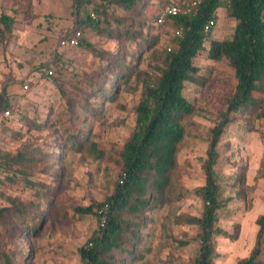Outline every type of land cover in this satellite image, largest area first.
I'll return each instance as SVG.
<instances>
[{
    "label": "rangeland",
    "instance_id": "374dc122",
    "mask_svg": "<svg viewBox=\"0 0 264 264\" xmlns=\"http://www.w3.org/2000/svg\"><path fill=\"white\" fill-rule=\"evenodd\" d=\"M191 1L142 0L143 9L134 13L110 8L111 16L125 19V26L137 33L131 40L127 35L112 38L100 32L105 26L102 18L96 21L99 27L88 26V14L97 15L91 6L78 12L72 0H0V19L9 15L16 20L11 33L0 22V105L8 103L11 111L9 117L0 111V206H10L9 197L18 198L38 225L28 229L29 222L13 214L0 221V264L3 251L15 264H24V256L27 264H83L78 250L99 228V221L94 215H79L77 208L114 192L120 151L135 129L143 83L156 75L180 36L172 21L162 25L153 16L166 3ZM107 21L112 29H121L118 20ZM235 24L220 9L206 48L211 40L230 39ZM78 29L84 34L81 43L61 49V38ZM99 52L118 53L136 65L131 81H120L115 101H101L100 93L92 91L93 85L102 92L112 82ZM195 64L206 85H186L185 97L194 111L184 120L186 137L178 169L163 202L144 213L142 220L132 219L141 222V239L123 264H195L201 229L180 219L203 212L196 191L205 183L203 163L210 131L220 122L237 86L228 60L212 61L205 51ZM90 127L89 142L104 151L102 159L87 147L77 151L70 146L72 134ZM218 151L215 170L226 205L218 212L217 227L232 237H214L218 254L214 264H237L252 252L256 220L264 213L260 112L234 115Z\"/></svg>",
    "mask_w": 264,
    "mask_h": 264
},
{
    "label": "trees",
    "instance_id": "16d2710c",
    "mask_svg": "<svg viewBox=\"0 0 264 264\" xmlns=\"http://www.w3.org/2000/svg\"><path fill=\"white\" fill-rule=\"evenodd\" d=\"M72 1L78 12L84 6L92 7L97 16L88 14V26L99 27L96 21L102 18L105 26L100 32L112 38L123 34L131 40L135 39L137 33L125 26V19L111 16L109 9L115 7L134 13L138 8L143 9L142 0ZM172 3L185 4L171 2L163 7ZM162 8L153 16L155 20H158ZM220 9H225L227 17L236 21L234 34L230 39L211 40L209 48H206L205 41L209 35L205 33V27L212 20L217 25ZM109 17L119 21L120 30L110 27L107 21ZM169 21L179 29L180 36L175 49L169 50L156 68V75L143 83L142 97L135 108V129L120 151L121 170L114 192L100 202L77 208L79 215H94L99 221V228L78 250L83 264H123L127 256L135 253L141 239V222L132 219L142 220L144 213L162 203L173 182L179 165L178 154L186 137L184 120L194 111L193 104L185 97L186 85H206V79L199 78L200 68L195 64V60L205 51L212 61L228 60L235 70L237 86L235 93L227 100L220 122L210 131L207 157L203 163L205 183L196 191L203 201V212L200 216L187 215L179 219L181 223L201 229L197 236L200 248L195 264H214V259L218 257L214 237H232L217 227L218 212L225 207L226 201L220 198L221 181L215 167L220 157L219 143L233 116L257 111L264 117V0H200L193 13L168 18L162 25ZM0 22L4 31L11 33L16 20L12 16L2 15ZM99 53L107 66L106 72L112 75V82L102 92H98V85H93L92 91L96 95L100 93L98 98L101 101H115L120 81L129 83L136 65L118 53ZM134 59L138 61V55ZM59 63L63 65V62ZM7 109L8 103L0 105L3 113ZM90 129L72 134L69 137L70 146L77 151L88 148L89 152L97 153L102 159L104 151L89 142ZM7 201L10 206H0V221L13 214L19 219H26L28 229H36L38 225L30 218L34 216L29 214V207L25 203L11 197ZM256 224L258 232L253 250L249 256L239 259L237 264H264V213L258 217ZM23 259L27 264V256ZM1 261L3 264H15L5 251L2 252Z\"/></svg>",
    "mask_w": 264,
    "mask_h": 264
},
{
    "label": "built area",
    "instance_id": "2783aa9c",
    "mask_svg": "<svg viewBox=\"0 0 264 264\" xmlns=\"http://www.w3.org/2000/svg\"><path fill=\"white\" fill-rule=\"evenodd\" d=\"M199 3L200 0H193L183 5L175 4V3L166 5L165 7L162 8V11L159 14L157 22L159 24H164L168 18L176 17L179 15L191 14L196 10ZM215 25L216 23L214 22V20L210 21V23L206 25L205 33L207 34V36L209 35V33L211 32L212 28ZM83 36L84 34L81 30H75L72 33H68L61 38L59 42V47L61 49L77 47L81 43ZM206 39H208V37ZM169 50H171V48H169ZM10 115H11V111L10 109H7L4 112V116L9 117Z\"/></svg>",
    "mask_w": 264,
    "mask_h": 264
}]
</instances>
